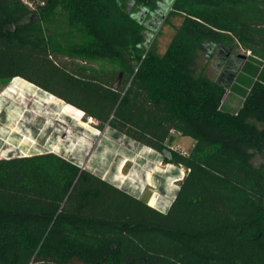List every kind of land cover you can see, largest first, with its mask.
<instances>
[{
	"label": "trees",
	"instance_id": "16d2710c",
	"mask_svg": "<svg viewBox=\"0 0 264 264\" xmlns=\"http://www.w3.org/2000/svg\"><path fill=\"white\" fill-rule=\"evenodd\" d=\"M170 9L161 54L147 33ZM239 47L254 62L231 109ZM15 77L188 172L162 211L52 153L0 158V264H264V0H0V83Z\"/></svg>",
	"mask_w": 264,
	"mask_h": 264
},
{
	"label": "rangeland",
	"instance_id": "374dc122",
	"mask_svg": "<svg viewBox=\"0 0 264 264\" xmlns=\"http://www.w3.org/2000/svg\"><path fill=\"white\" fill-rule=\"evenodd\" d=\"M28 4L31 8L35 6ZM170 11L147 33L148 48L153 44L161 54L182 19L180 15H170ZM152 19L148 16L146 22ZM235 50L238 54H250L240 47ZM217 61L220 59L215 56L210 58L208 73L214 72L218 78L221 69ZM253 68L249 64L241 73L235 83L237 91L246 89ZM242 101L239 92L228 89L225 102L231 109H237ZM99 124L81 109L22 77H15L7 84L0 83V158L52 153L167 211L187 168L165 161L161 152L137 143L108 123L104 127ZM194 143L191 137L176 131H172L167 140L168 148L182 154H188Z\"/></svg>",
	"mask_w": 264,
	"mask_h": 264
},
{
	"label": "water",
	"instance_id": "95a60500",
	"mask_svg": "<svg viewBox=\"0 0 264 264\" xmlns=\"http://www.w3.org/2000/svg\"><path fill=\"white\" fill-rule=\"evenodd\" d=\"M162 15H165V12H163ZM158 25L159 24H156L154 26L157 27ZM230 52L231 51L229 49L226 52H223L222 50H220V53L218 55L220 56L221 59L225 60L230 55ZM236 55L241 58V61H239V63L234 68H232V67H229V68L226 67L222 71L221 79L224 82V84H225V86H226L227 89H229L232 86L233 82L235 81L236 77L238 76V74H239V72H240V70L242 68V65L244 63V60H246L247 57H248L246 54L233 53L230 56V61H231V59L233 60ZM219 65L221 67L222 64L220 63Z\"/></svg>",
	"mask_w": 264,
	"mask_h": 264
},
{
	"label": "bare ground",
	"instance_id": "6f19581e",
	"mask_svg": "<svg viewBox=\"0 0 264 264\" xmlns=\"http://www.w3.org/2000/svg\"><path fill=\"white\" fill-rule=\"evenodd\" d=\"M80 123H81V125L86 126V124L84 122H80Z\"/></svg>",
	"mask_w": 264,
	"mask_h": 264
},
{
	"label": "flooded vegetation",
	"instance_id": "af4514ba",
	"mask_svg": "<svg viewBox=\"0 0 264 264\" xmlns=\"http://www.w3.org/2000/svg\"><path fill=\"white\" fill-rule=\"evenodd\" d=\"M154 24V23H153ZM82 170H84L83 168H82Z\"/></svg>",
	"mask_w": 264,
	"mask_h": 264
}]
</instances>
